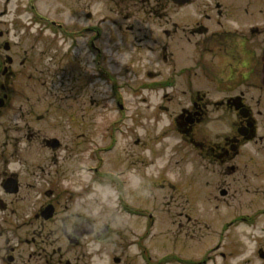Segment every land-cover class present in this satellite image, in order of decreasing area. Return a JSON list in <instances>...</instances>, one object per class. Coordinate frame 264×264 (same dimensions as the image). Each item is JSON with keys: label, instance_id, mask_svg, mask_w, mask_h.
<instances>
[{"label": "flooded vegetation", "instance_id": "obj_1", "mask_svg": "<svg viewBox=\"0 0 264 264\" xmlns=\"http://www.w3.org/2000/svg\"><path fill=\"white\" fill-rule=\"evenodd\" d=\"M37 1L0 0V264H95L91 250L109 247L111 229L88 204L77 207L79 195L108 198L114 188L124 199L158 190L151 181L159 176L136 174L135 184L128 177L141 172L138 149L159 142L148 131L142 138L135 100L134 112L118 101L122 117L97 136L95 82L112 83L121 100L106 65L110 54H144L167 66L165 77L148 71L151 80L138 87H163L160 104L145 110L169 120L164 150L184 151L193 163L190 191L162 197L169 242L208 236L194 264H264V0H57L56 19L38 12ZM68 11L71 28L60 18ZM134 134L117 152L120 140ZM155 154L145 155L150 165L164 157ZM68 166L74 175L86 166L85 188L63 184ZM259 202L256 212L222 218ZM155 214L148 212L151 228ZM240 225L255 245L237 237ZM175 255L167 254V264H188ZM111 260L135 264L124 250Z\"/></svg>", "mask_w": 264, "mask_h": 264}, {"label": "rangeland", "instance_id": "obj_2", "mask_svg": "<svg viewBox=\"0 0 264 264\" xmlns=\"http://www.w3.org/2000/svg\"><path fill=\"white\" fill-rule=\"evenodd\" d=\"M59 6L60 5L58 4L57 0L37 1V11L42 15L49 17L50 19L58 18L57 11ZM94 9V13H97V9H99V7L96 5ZM60 18L64 20L69 28H71L72 24L75 22L74 15H71L69 11L67 13H62ZM37 28V26L33 25L31 31H35ZM46 38H49V36ZM82 56L84 55L82 54ZM147 57L148 55L144 54H126L124 59H122V57L117 58L115 54H110L109 62L106 65L109 66L108 68L110 70V74L116 76L118 82L116 88L119 89L121 100L118 99V96L116 98L113 97L114 88L112 83L100 84L95 82V84L99 85L95 87L96 90H94L93 98L94 121L98 137H100L101 133L105 132L107 127L115 125L117 122H119L120 117H122L120 114L118 101H123L125 103L128 102L129 106L132 108L131 111L134 112L135 108H137L133 107L134 100L137 105L140 106L139 108H141L139 111L140 115L142 116L137 118L136 121H140V126L138 129H140L139 131L142 133V138H145L148 132L150 135L155 134L159 137V142L152 141L148 143L149 146L147 144L146 146H142L140 149H138V151H141V156L145 158L144 162L142 163L141 172L137 173L134 170L128 172V177H130L133 183L135 181L136 174L142 175L143 177L159 176L151 181L152 185H157L158 190L150 194L148 191L152 189L151 186L147 191V195H140L139 193L136 195H129L128 193L124 199L118 197V193L115 192L114 188L109 191L108 198H94V200H92L86 196L82 197L79 195L77 207L81 208V205L88 204L91 214H93L97 220L109 225L111 229L110 234L107 236V238L111 241L110 242L107 240L110 243L109 247L104 249L105 246L101 248L99 244H95L91 250L93 252V260H95V264L99 258L103 259L100 261L101 264H103L107 259L111 260V258L114 256L117 258L122 257L123 250L125 255L135 257V264H154L157 262L161 264H167L168 258H165L167 254H181L182 256L179 257L175 255V257L187 261L188 264H194L197 261H201V259L198 260L199 257L205 253V250L209 246V237L206 236L205 241L200 242L198 240L200 239L198 234H196L195 242L190 241L188 243L189 245L173 244L169 242V239L171 238V235L168 232L170 228V221L168 219V214L165 213L164 209L166 200H164L162 197L167 191H190L192 187L187 185L186 181L191 179L188 177V175L191 171L193 163L190 164L188 162L189 158L184 151L178 150V152L174 153L175 155L172 156V152H169L171 150L170 147V150H164L163 147L167 145V134H162V132L169 127V120L165 114H160L158 112L159 110L156 111V114H151L152 111L145 110L147 105L152 107V105L155 106L160 104L163 94V87L146 88L144 86L138 87V85L143 82H149L150 78H147L146 76L148 71L161 72L163 77H165L167 73L166 64H160V61H155L154 59L146 61ZM125 63H127V66L122 68L123 64L125 65ZM125 78L126 86H123L121 83L125 81ZM136 79L139 81H133ZM142 97L146 99L145 103L138 102V100H142ZM131 108L129 107V110ZM126 121L128 122L130 120L127 119ZM126 124H124V126H126ZM131 125L132 123L130 122L129 126ZM146 131L148 132L146 133ZM135 137L136 134L132 135L131 137L127 136L126 140H120V142L118 141L119 143L117 144L116 148L117 152L121 154L124 153L123 149L125 144H128L131 138ZM126 148L128 150L129 146L127 145ZM150 149L156 153V157L161 156L164 153V157L161 158V160H156L154 165H150V158L145 157V155H149ZM119 157L122 158V156ZM83 167L84 170L78 166V172H76L74 175L72 172L73 166H68V171L64 173L65 177L63 184L70 187L72 186L74 191L77 189L80 190L81 186L82 188H85L88 173L85 169L86 166ZM108 168L113 170L111 164ZM142 190H144V187ZM155 196H157V198H155ZM106 203L109 204L107 209L102 208V206ZM125 204L128 205V208L125 206ZM262 207L263 204L259 202L252 210L250 209L247 212V209H245L244 206H239L236 209H232L227 217L222 215V218L228 222L231 221L236 215L238 216L240 213H253L258 211L259 208L262 209ZM136 208H139V211H137ZM141 210L143 213H140ZM144 212H146V214ZM148 212L156 213L154 216L155 225L153 228L150 226ZM260 223H263V219H261ZM218 227L222 228L220 226ZM249 231L250 229L240 225L237 227L235 232L237 237L240 235V238L242 237V239L252 241V245H255L254 238L248 235ZM141 235L142 241H140ZM246 244H249V242ZM98 249H100V252ZM143 249L148 250L147 253L152 257L151 261L144 257ZM237 254H239V252H237ZM191 256H193V258ZM243 258L244 256H241L235 261L242 260ZM240 263L241 262H239V264ZM111 264H114L112 260Z\"/></svg>", "mask_w": 264, "mask_h": 264}]
</instances>
